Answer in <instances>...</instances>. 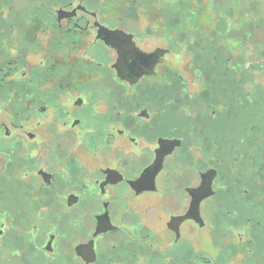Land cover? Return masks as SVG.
<instances>
[{
  "label": "flooded vegetation",
  "instance_id": "af4514ba",
  "mask_svg": "<svg viewBox=\"0 0 264 264\" xmlns=\"http://www.w3.org/2000/svg\"><path fill=\"white\" fill-rule=\"evenodd\" d=\"M259 1L0 0V264H264Z\"/></svg>",
  "mask_w": 264,
  "mask_h": 264
},
{
  "label": "rangeland",
  "instance_id": "374dc122",
  "mask_svg": "<svg viewBox=\"0 0 264 264\" xmlns=\"http://www.w3.org/2000/svg\"><path fill=\"white\" fill-rule=\"evenodd\" d=\"M255 2H256V0H255ZM249 6H251L250 1H244L243 2V5H242L243 9H246ZM258 7H259L260 15L262 17H264V1H259ZM233 22H234V20H232L228 24L231 28H232V24H234V27H235V23H233ZM259 31L260 32L258 34L256 33L257 34L256 36H258L259 42L264 45V31H262V29L259 30ZM154 44L157 45L156 42L148 41V42H145L144 43V46H151L152 47V46H154ZM160 44L163 45V43H160ZM170 63L174 64L175 65V68L177 70L181 71L184 75H186V77L188 78V80H194V82H195L196 79L193 77V71H192V68H191V59H190V57H187L186 54L182 53L181 54V58H180L179 61H175V63H174V61L171 59L170 60ZM195 87H196V83H194L192 86H190V90L191 91L194 90ZM250 100H252V97H251ZM256 110H257L256 106H254L252 104L249 107L248 112L243 113L242 116L246 120H249L250 123L251 122L260 121L262 124H264V120H262V118H261V120H259L260 117H261V115ZM263 183H264V181H263Z\"/></svg>",
  "mask_w": 264,
  "mask_h": 264
},
{
  "label": "snow or ice",
  "instance_id": "6c2138e0",
  "mask_svg": "<svg viewBox=\"0 0 264 264\" xmlns=\"http://www.w3.org/2000/svg\"><path fill=\"white\" fill-rule=\"evenodd\" d=\"M131 54V53H130ZM143 68H138V72L141 71Z\"/></svg>",
  "mask_w": 264,
  "mask_h": 264
}]
</instances>
